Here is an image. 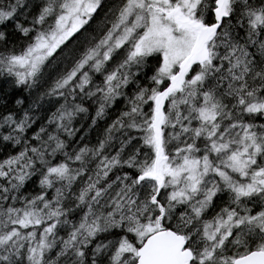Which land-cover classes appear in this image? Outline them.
<instances>
[{
	"label": "snow or ice",
	"instance_id": "obj_1",
	"mask_svg": "<svg viewBox=\"0 0 264 264\" xmlns=\"http://www.w3.org/2000/svg\"><path fill=\"white\" fill-rule=\"evenodd\" d=\"M0 264H264V0H0Z\"/></svg>",
	"mask_w": 264,
	"mask_h": 264
}]
</instances>
